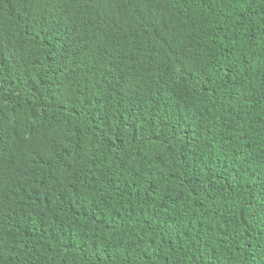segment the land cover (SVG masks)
<instances>
[{"label": "trees", "instance_id": "trees-1", "mask_svg": "<svg viewBox=\"0 0 264 264\" xmlns=\"http://www.w3.org/2000/svg\"><path fill=\"white\" fill-rule=\"evenodd\" d=\"M0 264H264V0H0Z\"/></svg>", "mask_w": 264, "mask_h": 264}]
</instances>
